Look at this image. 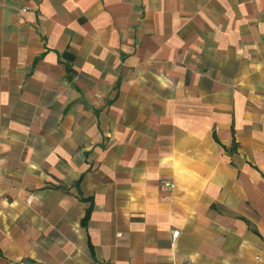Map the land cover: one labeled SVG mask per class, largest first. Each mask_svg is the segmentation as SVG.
Wrapping results in <instances>:
<instances>
[{"label": "crops", "instance_id": "obj_1", "mask_svg": "<svg viewBox=\"0 0 264 264\" xmlns=\"http://www.w3.org/2000/svg\"><path fill=\"white\" fill-rule=\"evenodd\" d=\"M19 263L264 264V0H0Z\"/></svg>", "mask_w": 264, "mask_h": 264}, {"label": "built area", "instance_id": "obj_2", "mask_svg": "<svg viewBox=\"0 0 264 264\" xmlns=\"http://www.w3.org/2000/svg\"><path fill=\"white\" fill-rule=\"evenodd\" d=\"M163 187H164V188H172L173 186H172V184L164 183V184H163ZM178 234H179L178 232H175V233L172 235V238H173V239L177 238ZM19 264H24V263H19Z\"/></svg>", "mask_w": 264, "mask_h": 264}]
</instances>
